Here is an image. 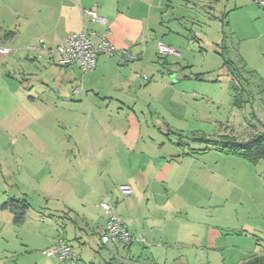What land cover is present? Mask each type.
Listing matches in <instances>:
<instances>
[{"label":"crops","instance_id":"1","mask_svg":"<svg viewBox=\"0 0 264 264\" xmlns=\"http://www.w3.org/2000/svg\"><path fill=\"white\" fill-rule=\"evenodd\" d=\"M249 1L0 0V47L11 50L0 55V235L20 226L5 206L19 200L29 205L26 216L32 210L60 221L62 233L44 240L48 246L64 240L75 264H239L263 254L264 160L251 164L200 141L245 140L264 129V11ZM241 8L256 21L263 64L247 70L240 55L237 65L228 63L247 79L248 86L239 85L248 99L242 108L250 106L260 130L215 138L214 130H203L204 116L174 110L182 95L186 102L197 97L200 75L166 66L182 57L184 39L203 51L204 36L191 31L197 25L220 24L219 46L227 49L224 25ZM84 9L100 20L90 21ZM83 29L107 31L112 44L137 59L120 65L102 56L84 74L76 64L58 65L50 52L27 49L40 38L59 44ZM159 45L170 51L161 53ZM154 73L159 78L152 82ZM228 76L233 98L229 70ZM162 104L166 115H153L152 107ZM104 196L143 243L101 242ZM85 246L93 254H84ZM42 255L48 264L58 262Z\"/></svg>","mask_w":264,"mask_h":264},{"label":"rangeland","instance_id":"2","mask_svg":"<svg viewBox=\"0 0 264 264\" xmlns=\"http://www.w3.org/2000/svg\"><path fill=\"white\" fill-rule=\"evenodd\" d=\"M254 6L258 7L255 4ZM241 9L227 18L230 24L228 27L224 25L223 29L227 37L224 42L225 45H223L227 49H224L222 45L219 46L221 38L220 24H215V26L208 25L206 27H199L197 25L191 31L196 34L201 32V35L204 36V43L199 44L203 51L199 52L197 43H188V40L186 42L184 39L183 42L181 41V49L178 50L182 54V57H176L174 61L167 58L172 64L171 66H166L167 69L174 70V67H178L176 69L180 71L199 74L200 79H202V81L196 82L199 88H194L197 97L188 99L186 102L185 95H182L184 103L182 107H175L176 114L183 115L187 112L188 115L204 116L206 119L201 121L204 126L203 130L206 129L208 132L214 130L216 134L215 138L225 133H231L238 137L246 130H253L254 127L260 130L259 125H257L256 120L251 115L250 106L244 107L241 110L234 108V98H232V92L228 89L230 77L228 76V70L222 66L224 60L226 62L232 60L237 65L238 55L243 57L245 62L247 60V70H250L249 66L263 64L260 43L256 39L257 31L252 29L256 21H254L246 8ZM195 10L201 12L200 9ZM189 16L191 15L189 14ZM219 52L222 53V56L218 54ZM162 60L160 61L161 64L164 63ZM177 61L180 64L177 66L173 65ZM180 65L183 67L181 68ZM6 68L8 69L7 66ZM240 71L242 72V69ZM170 72H164V75L171 74ZM158 78L156 73H154L152 75V82L157 81ZM251 83L258 84L255 80H252ZM159 106L160 108L157 106L152 107V114L155 115L154 110L158 116L163 117L166 115L165 111L169 107L165 104ZM205 122H208V125ZM212 123L214 124L213 126ZM187 138L193 143L198 141H194L192 136H188ZM18 163H20V160ZM58 221L48 218L42 219L36 212L32 210L28 211L24 224L16 228L11 227L7 234L8 237L0 235V264H48V259L42 255V252H45L51 246L46 245L44 239L46 237H56L58 232L62 233L59 227L60 221ZM86 231L88 233V230ZM88 238L90 241H97L96 235L92 236L89 234ZM73 246L77 247L74 244ZM79 248L81 249V246ZM83 248L84 254H93L88 246ZM225 254L229 255L230 253L226 251Z\"/></svg>","mask_w":264,"mask_h":264},{"label":"built area","instance_id":"3","mask_svg":"<svg viewBox=\"0 0 264 264\" xmlns=\"http://www.w3.org/2000/svg\"><path fill=\"white\" fill-rule=\"evenodd\" d=\"M260 9L264 11V0H250ZM83 14L89 18L90 21H99L97 13L92 9H84ZM108 32L99 34L95 31L86 29L67 37L63 42L56 45H48L44 39H38L37 45H28V50H44L52 53L55 56V61L61 66L78 65L82 73L92 71L97 63L99 57H116L120 65H126L137 59V55L131 53L127 49H118L107 38ZM161 53H167L170 50L159 45ZM11 50L7 47H0V55L5 56ZM143 80H148L145 75L141 76ZM119 191L123 194H131V189L127 185H120ZM100 208L105 212L107 218L105 220L103 229L100 233V240L103 244L110 246L117 245L126 247L138 241L144 242L143 235L135 236L125 226L124 221L115 213L114 207L108 201L106 196L100 203ZM44 254L48 257H54L58 262H68V264H75L72 260L73 253L70 247L62 239H58L49 249L45 250Z\"/></svg>","mask_w":264,"mask_h":264},{"label":"trees","instance_id":"4","mask_svg":"<svg viewBox=\"0 0 264 264\" xmlns=\"http://www.w3.org/2000/svg\"><path fill=\"white\" fill-rule=\"evenodd\" d=\"M231 75V89L234 92V105L242 108L248 102L244 95V89H239V85H247V79L242 76L239 69L229 65L228 61L224 63ZM248 86V85H247ZM208 145L209 148L216 147L226 153L237 155L251 164H257L264 160V129L262 131L251 134L245 140H238L231 135H225L218 140L200 139ZM5 206H9L13 213V221L17 225H21L26 218V211L29 207L23 201L12 200ZM239 264H264V253L261 255H253Z\"/></svg>","mask_w":264,"mask_h":264}]
</instances>
